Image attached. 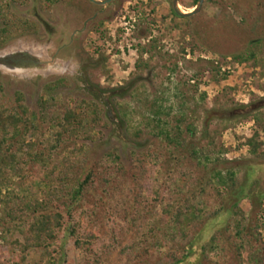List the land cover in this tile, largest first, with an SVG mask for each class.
Returning <instances> with one entry per match:
<instances>
[{
	"label": "rangeland",
	"instance_id": "374dc122",
	"mask_svg": "<svg viewBox=\"0 0 264 264\" xmlns=\"http://www.w3.org/2000/svg\"><path fill=\"white\" fill-rule=\"evenodd\" d=\"M199 1L178 0L179 13ZM18 93L37 115L27 141L60 165L44 191L34 182L49 169L17 171L48 212L67 205L59 211L67 224L49 244L57 264H174L202 230L186 264L264 261V0H205L191 17L174 0H0V110L17 109ZM156 104L173 141L149 118ZM66 109L86 113L89 134L57 142ZM218 171L236 173L235 182L221 186ZM190 197L210 221L190 226V241L170 242L167 225L154 224L165 223L164 206L175 212ZM2 207L0 264L25 255L26 264H46L23 251V233L9 231L30 222V212L12 221Z\"/></svg>",
	"mask_w": 264,
	"mask_h": 264
},
{
	"label": "trees",
	"instance_id": "16d2710c",
	"mask_svg": "<svg viewBox=\"0 0 264 264\" xmlns=\"http://www.w3.org/2000/svg\"><path fill=\"white\" fill-rule=\"evenodd\" d=\"M3 32H6V29H4ZM16 100L18 104L17 109L12 111H7V109L0 110V206L4 207L2 208L4 209L5 214L9 220L12 221H14L15 218L20 217L21 212H30L32 220L24 225L21 223L15 225V223H13L14 226L12 228L9 229L8 227L10 233L19 230L25 235L26 241L24 245L25 249L23 251L33 249L35 253H40L41 259L46 260V264H57L58 259L52 256L49 244L51 241L57 239L58 231L64 230V227L67 224H64L62 213L59 212L65 210L67 205L65 203L60 204V206L55 205L58 211L54 213L48 212V210H50L49 206L44 204L37 194L34 196L32 192L30 193V187L25 184L27 179L26 175L17 171H19L18 167L20 165L31 166L33 164L49 169L50 171L47 173L45 177L46 179L42 183L34 182V185L39 189L44 185L42 188L44 191L47 188H53V177L56 174H60V165L55 166L52 164V155H46L44 152L37 151V144L32 141H27L28 135L33 134L34 131L37 130V115L34 112L29 111L25 106L24 97L21 93L16 95ZM41 105L42 109L45 111L48 109V106H50V103L42 100ZM88 108L95 113L93 107L88 105ZM164 113L163 106H157L156 104L153 106L149 118L151 122L156 123L158 126L157 129L160 130L161 135L165 136L167 140L173 141L170 139V133L165 131V124L161 119V116ZM62 118L59 126L62 128L63 132L58 135L57 142H63L65 133L72 137L89 134V132L84 129V124L87 122L85 112L66 109ZM162 125H164V127H162ZM86 138L90 139L89 136H86ZM251 140L250 144L252 145ZM16 147H19L18 150L23 152L21 158L14 152ZM71 155H74V152H72ZM14 175L19 176L20 180L18 182L13 180ZM92 176L93 173L89 174L85 181H79L78 188H72L69 193L72 196V200H81L86 189L85 187L89 184ZM214 177L215 180H218V184L225 186L228 185L227 181H230V183L235 182L237 175L234 172H229L226 176L223 172L218 171ZM46 180H48V182ZM67 186L70 187V184ZM16 190L19 193H16ZM52 194L56 196L54 193ZM238 196L241 200L242 198H245V196L242 195V192H240ZM56 197L58 198V196ZM194 197L195 196H192V198ZM17 202H22L24 204L22 209L17 207ZM194 202L195 201H192L191 197L186 199L182 206L175 208V212L172 205L168 204L164 206L163 214L166 216V221L165 223H155L154 228L162 230L163 226L167 225L164 227V236L168 237L170 242H176L178 238L184 241H190V236L188 234L189 227L199 222L210 221V218H207L206 220L204 217V208L198 207ZM238 202L234 204L232 209L240 211ZM252 205V211L256 212L255 208L257 207V202L252 200ZM10 206H12V208ZM71 211L72 208L68 210V213L70 214ZM220 212H222V210ZM220 212H216L212 218L219 217L221 215ZM205 223L203 225H205ZM22 228L24 230H21ZM68 230H70L71 237H76L74 227H69ZM204 231L202 230L195 238L191 239L189 247L186 249L187 253H185L182 259L176 260L174 264L187 263V259L190 258L195 251V242L197 243V240L201 237H199V235L203 234ZM15 244L20 245V242L15 240ZM77 245L80 246L79 241H77ZM27 260L28 255H25L24 258H16L12 264H26ZM61 260L60 256V261ZM263 263L264 261H258V264Z\"/></svg>",
	"mask_w": 264,
	"mask_h": 264
},
{
	"label": "water",
	"instance_id": "95a60500",
	"mask_svg": "<svg viewBox=\"0 0 264 264\" xmlns=\"http://www.w3.org/2000/svg\"><path fill=\"white\" fill-rule=\"evenodd\" d=\"M94 4H96V5H98V6H107V5H109V4H111L114 0H106V1H97V0H91ZM204 1L205 0H200L199 1V5H198V7L194 10V11H192L191 13H188V14H182V13H179V11H178V0H174V8H175V11L180 15V16H182V17H191V16H195V15H197L199 12H200V10H201V8H202V6H203V4H204ZM25 55H27L26 53H25ZM2 68L4 69V70H6V71H8V72H15V73H21L22 71L21 70H19V69H15V68H13V67H11L10 65H4V66H2Z\"/></svg>",
	"mask_w": 264,
	"mask_h": 264
},
{
	"label": "flooded vegetation",
	"instance_id": "af4514ba",
	"mask_svg": "<svg viewBox=\"0 0 264 264\" xmlns=\"http://www.w3.org/2000/svg\"><path fill=\"white\" fill-rule=\"evenodd\" d=\"M28 59H29V58H28ZM18 61L22 62V60H20V59H19Z\"/></svg>",
	"mask_w": 264,
	"mask_h": 264
}]
</instances>
